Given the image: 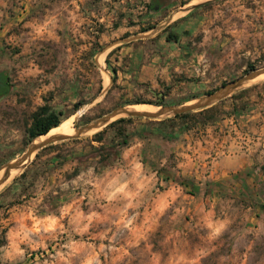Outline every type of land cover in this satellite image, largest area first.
Listing matches in <instances>:
<instances>
[{"label": "rangeland", "instance_id": "374dc122", "mask_svg": "<svg viewBox=\"0 0 264 264\" xmlns=\"http://www.w3.org/2000/svg\"><path fill=\"white\" fill-rule=\"evenodd\" d=\"M171 1L0 0V168L47 138L28 134L43 108L58 115L51 128L66 123L61 134H73L118 108L195 102L264 67V0ZM189 7L179 21L193 28L165 30L201 87L154 93L112 82L111 55L98 57L117 27L152 26L153 36L171 9ZM256 77L184 116L116 115L111 122L127 120L33 151L0 189V264H264V73ZM253 107L259 121L239 127ZM188 129L209 141L239 135L249 181L211 185L213 152L188 163Z\"/></svg>", "mask_w": 264, "mask_h": 264}, {"label": "crops", "instance_id": "0c3cea01", "mask_svg": "<svg viewBox=\"0 0 264 264\" xmlns=\"http://www.w3.org/2000/svg\"><path fill=\"white\" fill-rule=\"evenodd\" d=\"M143 1L144 4L149 3V0ZM192 1L186 0L182 6ZM175 2L176 0L171 1L172 8L176 6ZM164 5L165 2L161 5V8ZM177 10L171 9L167 20L157 25L153 36L149 33L154 28L152 26H148L149 28H139V24L134 23L132 26L117 27L115 29L117 31H115L116 36H112L111 40L106 42L103 53L98 57L99 64H102L104 56L106 57L110 54V59H112L109 63L111 75H113L112 70H114L115 80L121 83V85L132 89H140L141 91L147 89L155 93V91L159 92L158 90H161L163 87L186 84L193 92L201 87V81L196 80L197 73L190 72L192 71L191 66L193 67L194 64H188V58L185 54L189 52L179 45V40L175 42L167 38L168 33L165 29L171 26V24L173 25V23H176L175 28L177 30L180 28H193V21L190 17L179 21V19L191 13L192 8H187L182 14H178ZM187 66H190L191 69H188ZM108 81L109 79L105 75L104 83L108 84ZM196 97L197 95L192 94L185 97L184 100L190 101L191 98ZM253 112H255L254 107L248 110L245 122L242 124H240L238 119L237 124L239 127H249L252 124L254 125L255 121H259L253 115ZM232 119L229 120L231 123L230 128L235 134L237 126L236 123H233L234 119ZM200 132H202V129L199 130ZM236 137L240 136L237 135L230 139L216 137L212 141H209L206 135L195 137L190 129L185 130L182 145L185 156L188 157L187 162L189 163L193 158L199 161L201 159L204 160V157L209 156L210 151H212L211 169L205 172L204 177H207L211 181V185L219 181L217 185L222 188H234L236 184L238 185L239 182L246 180L245 174H247V178L250 176L249 168L252 164L249 157L250 146L247 145L244 148L241 146V142L236 140ZM262 145L264 147V142ZM196 153L197 155L195 156ZM191 155L194 157L190 158ZM30 160L22 166L18 173L28 165ZM241 174L242 177L240 178ZM246 181L248 182L249 179ZM202 183L200 182L199 184Z\"/></svg>", "mask_w": 264, "mask_h": 264}, {"label": "water", "instance_id": "95a60500", "mask_svg": "<svg viewBox=\"0 0 264 264\" xmlns=\"http://www.w3.org/2000/svg\"><path fill=\"white\" fill-rule=\"evenodd\" d=\"M263 73H264V67L254 69L238 77L237 79L233 80L229 84L222 86L217 91L211 94H208L206 97L199 99L192 103H183V104L171 105V106H159L158 110L156 111H137V110H128L127 108H118L107 114H104L103 116L97 118L93 122H90L86 124L85 126L75 130V133L73 134H57V135L49 136L39 143H32L19 158L8 162L6 165L0 168V170H2V174H1L2 176L0 177V182L9 176L10 170L14 168H18L20 165H22L25 159L28 158L31 152L36 151L37 149L41 148L47 143L67 139L73 136H77L81 132L104 126L108 124L109 122H111V120L116 115L159 117L162 115H176V114L184 113L190 110L204 108V107H207L213 104L215 101L221 99L222 97L229 95L240 85L244 84L246 81L252 80L257 75H260Z\"/></svg>", "mask_w": 264, "mask_h": 264}, {"label": "trees", "instance_id": "16d2710c", "mask_svg": "<svg viewBox=\"0 0 264 264\" xmlns=\"http://www.w3.org/2000/svg\"><path fill=\"white\" fill-rule=\"evenodd\" d=\"M167 38H169V36H167ZM112 71H113V75L111 76V80H112V82H114L115 78H116L115 77V71L114 70H112ZM155 102L157 104L163 103V101L161 99L157 100ZM75 107H77V105H75ZM186 114L187 113L176 114L174 117L184 116ZM125 120H127V118H123V117L117 118L116 120H114L108 124L106 130L111 129L115 124H118V123L123 122ZM59 123H60V121H59L57 113H55L54 111H48L46 108H43V112L36 114L31 127L28 129L29 138L33 139L36 136L46 134L50 130L51 127L56 126ZM103 132H104V130H103ZM101 133L102 132L100 131L97 134L100 135ZM174 135H179V134L174 133Z\"/></svg>", "mask_w": 264, "mask_h": 264}, {"label": "bare ground", "instance_id": "6f19581e", "mask_svg": "<svg viewBox=\"0 0 264 264\" xmlns=\"http://www.w3.org/2000/svg\"><path fill=\"white\" fill-rule=\"evenodd\" d=\"M254 79H258V77H256V78H254ZM139 106L140 105H136V106H134L133 108H139ZM133 108H127L128 110H136V108L135 109H133ZM152 110H154V107L152 106H148L147 108H145V109H138L137 111H152ZM81 111V110H80ZM80 111H79V113H80ZM70 130V128L68 127V125L66 124V123H63V124H61L59 127H57V128H51L46 134H43L42 136L43 137H49V136H53V135H57V134H61V133H66V132H68ZM73 132H74V130H73ZM70 133H72V132H70ZM70 133H68V134H70ZM49 134V135H48ZM32 153V152H31ZM31 153H30V155H31ZM30 155L28 156V158L27 159H25V161L23 162V164L22 165H20L18 168H14V169H12V170H10V172H9V176L6 178V179H4V180H2L1 182H0V189L1 188H3L8 182H9V180H11L15 175H16V173L22 168V166L28 161V159H29V157H30ZM17 169H19V170H17ZM16 170H17V172H16ZM1 171V170H0ZM2 174V171L0 172V175Z\"/></svg>", "mask_w": 264, "mask_h": 264}]
</instances>
